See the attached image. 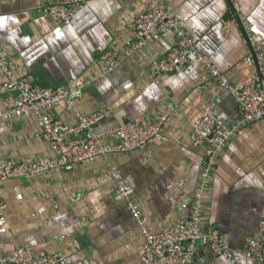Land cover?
<instances>
[{"label": "crops", "instance_id": "obj_1", "mask_svg": "<svg viewBox=\"0 0 264 264\" xmlns=\"http://www.w3.org/2000/svg\"><path fill=\"white\" fill-rule=\"evenodd\" d=\"M43 0H0V50L16 62L18 74L58 86L98 72L102 52L131 39L133 21L148 0H88L70 25L58 26L44 15ZM185 23L196 49L207 55L233 81L253 72L245 66L248 45L227 0H161ZM246 29L264 39V0H231ZM168 30L133 59L83 89L79 106L92 112L111 105V114L96 126L105 133L128 120H160L162 140L140 151L111 153L32 179L0 183L7 203L0 224V254L31 245L35 254L60 252L59 264H141L142 237L123 201L113 198L109 166H116L134 188L133 198L151 230L189 215V200L199 188L201 147L190 144V122L212 110L227 123L239 116L237 104L193 65L184 71L153 75L152 60L173 45ZM13 95H0V109ZM173 107L174 110H170ZM55 118L70 124L67 107H55ZM33 118L0 119V163L27 155H53ZM213 194L202 213L204 227L213 225L226 238L230 258L216 256L204 244L190 264H260L241 254L245 239H262L264 222V120L253 122L226 144L212 172Z\"/></svg>", "mask_w": 264, "mask_h": 264}, {"label": "built area", "instance_id": "obj_2", "mask_svg": "<svg viewBox=\"0 0 264 264\" xmlns=\"http://www.w3.org/2000/svg\"><path fill=\"white\" fill-rule=\"evenodd\" d=\"M88 0H43L40 10L58 26L70 25L74 16L86 6ZM236 9V8H235ZM174 37L172 47L159 59L152 60L153 75H167L186 70L193 65L203 67L213 83L239 108V116L230 123L220 119L212 110H205L190 122L189 139L193 147L203 150V166L198 190L189 200V215L177 221H169L157 230H151L138 203L134 188L121 171L109 166L114 181L113 198L123 201L142 237L137 246L141 264H190L197 244L207 245L216 256L230 258V246L225 236L213 225L204 227L202 213L205 203L212 198V172L226 144L244 127L264 120V39H258L246 29L250 49L244 57L245 66L253 70L245 80L233 81L207 55L196 49V40L185 23L161 0H148L133 21L131 39L115 49L102 52L98 72L84 79L65 85L40 84L32 74H18L16 62L5 50H0V95H13L12 104L0 109V119H26L33 117L39 125L38 136L54 149L53 155H27L21 159H5L0 163V183L10 178L32 179L78 165L95 158L106 159L111 153L140 151L151 140L164 138L160 120H128L123 125L105 133L96 126L112 111L111 105L92 112H83L79 98L83 89L97 83L117 69L125 60L133 59L147 44L156 42L164 31ZM249 48V47H248ZM67 107L73 123L67 124L54 117L55 107ZM170 110H174L173 107ZM7 203L0 200V224ZM264 233V222L259 223ZM241 254L264 264V237L245 239ZM65 259L60 252L35 254L31 245L16 246L13 252L0 254V264H59Z\"/></svg>", "mask_w": 264, "mask_h": 264}, {"label": "water", "instance_id": "obj_3", "mask_svg": "<svg viewBox=\"0 0 264 264\" xmlns=\"http://www.w3.org/2000/svg\"><path fill=\"white\" fill-rule=\"evenodd\" d=\"M227 1H228V4H229V6H230V8H231V10H232V12H233V14H235V18H236V21H237V23H238V25H239V27H240L241 32H242V36H243L244 39L246 40V43H247V45H248L250 51L252 52V54H253V56H254V52H253V50L251 49V47H250V45H249V43H248L247 34H246V31H245V29H244V27H243V25H242V22H241V20H240V17H239V15H238V13H237V11H236L234 5L232 4L231 0H227ZM261 82H262V84L264 85V79H263V78H261ZM131 120H132V119H131ZM124 123H125V122H124ZM124 123H122L121 125H123ZM121 125H119V126H121ZM117 127H118V126H117Z\"/></svg>", "mask_w": 264, "mask_h": 264}, {"label": "rangeland", "instance_id": "obj_4", "mask_svg": "<svg viewBox=\"0 0 264 264\" xmlns=\"http://www.w3.org/2000/svg\"><path fill=\"white\" fill-rule=\"evenodd\" d=\"M233 3V2H232ZM234 5V4H233ZM44 14V13H43ZM45 15V14H44ZM239 15V14H238ZM234 17H235V14H234ZM239 17H240V15H239ZM236 19V18H235ZM240 20H241V22H242V25H243V27H244V29H245V31H246V27H245V25H244V23H243V21H242V19H241V17H240ZM247 34V33H246ZM246 41V40H245ZM247 44V43H246Z\"/></svg>", "mask_w": 264, "mask_h": 264}, {"label": "trees", "instance_id": "obj_5", "mask_svg": "<svg viewBox=\"0 0 264 264\" xmlns=\"http://www.w3.org/2000/svg\"><path fill=\"white\" fill-rule=\"evenodd\" d=\"M41 84H44V83H41ZM44 85H47V84H44Z\"/></svg>", "mask_w": 264, "mask_h": 264}]
</instances>
